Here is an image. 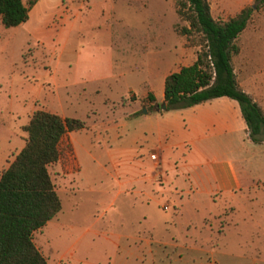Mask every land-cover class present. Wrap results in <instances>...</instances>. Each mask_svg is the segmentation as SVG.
<instances>
[{
	"label": "rangeland",
	"instance_id": "1",
	"mask_svg": "<svg viewBox=\"0 0 264 264\" xmlns=\"http://www.w3.org/2000/svg\"><path fill=\"white\" fill-rule=\"evenodd\" d=\"M207 1L217 20L254 4ZM183 25L173 0H36L24 21L0 23V161L35 109L82 121L47 166L60 207L32 232L47 264H264V142L250 141L236 101L190 109L208 113L192 140L170 126L188 111L153 107L163 76L199 49ZM235 42V80L264 113V4ZM228 165L239 187H217Z\"/></svg>",
	"mask_w": 264,
	"mask_h": 264
},
{
	"label": "trees",
	"instance_id": "2",
	"mask_svg": "<svg viewBox=\"0 0 264 264\" xmlns=\"http://www.w3.org/2000/svg\"><path fill=\"white\" fill-rule=\"evenodd\" d=\"M36 0H0V23L16 25L27 18ZM224 20L212 17L207 0H173L176 14L186 21L180 31L197 36L194 59L163 76L165 109L190 106L213 97L236 101L251 142H264V113L258 103L237 84L231 65L238 51L235 38L251 12L264 4L254 0ZM146 99L154 102L151 92ZM82 127L76 117L35 109L26 123L23 144L0 170V264H47L32 241V232L59 210L60 201L47 166L59 154L65 131Z\"/></svg>",
	"mask_w": 264,
	"mask_h": 264
},
{
	"label": "crops",
	"instance_id": "3",
	"mask_svg": "<svg viewBox=\"0 0 264 264\" xmlns=\"http://www.w3.org/2000/svg\"><path fill=\"white\" fill-rule=\"evenodd\" d=\"M218 97L220 98V101H221L220 106H221V104H223L222 105L223 108L228 107L229 109L232 110V104L229 102V100L222 98L225 96H218ZM210 99H212V98H210ZM205 101H207V100H205ZM199 103H201V102H199ZM199 103H196V104H193L190 106H186V107H182V108H178L177 110H183V112H185V111H188V112L184 113V117H182L180 115L179 122L175 120L174 116H173V118L171 117V121H170V126L172 128H175V130H177V131L182 130V132L186 133V136L191 140L195 138V137H191L192 134L197 135L198 127L203 123L202 120L208 117V113H206L205 115L202 113L203 109L200 110L199 114L193 113V111L190 110V109H193V107H196ZM225 105H227V106H225ZM233 111H234V116H235L237 112L235 111V109H233ZM209 114H211V113H209ZM235 118H237L236 124L238 126H240L241 120H239L238 117H235ZM211 120H212L211 125H215L217 130H225L226 127H229V125H230L228 123L227 119H225V116H222L221 113L217 112V111H214L211 114ZM242 121H243V119H242ZM181 125H182V127H180ZM21 138H23L22 135H21ZM166 145L164 144L163 148L166 147L167 149H169V151L172 150V148L174 147L172 144H166ZM15 152L16 151L10 152L9 154H5V157H3V161H0V170L6 166L7 162L12 158V156ZM215 170L218 173V175H217V177H218L217 182L218 183L216 184L217 187H221V188L229 187L230 188L231 186L232 187H239L240 186L241 177H240V175H238L235 172V170L233 169V167L231 165H228L224 169V171L217 169V168H215Z\"/></svg>",
	"mask_w": 264,
	"mask_h": 264
},
{
	"label": "water",
	"instance_id": "4",
	"mask_svg": "<svg viewBox=\"0 0 264 264\" xmlns=\"http://www.w3.org/2000/svg\"><path fill=\"white\" fill-rule=\"evenodd\" d=\"M153 107H154L155 110L156 109L164 110L165 109V103H164L163 100H161L160 102H154Z\"/></svg>",
	"mask_w": 264,
	"mask_h": 264
},
{
	"label": "built area",
	"instance_id": "5",
	"mask_svg": "<svg viewBox=\"0 0 264 264\" xmlns=\"http://www.w3.org/2000/svg\"><path fill=\"white\" fill-rule=\"evenodd\" d=\"M155 156V154L153 153V154H151V157H154Z\"/></svg>",
	"mask_w": 264,
	"mask_h": 264
}]
</instances>
